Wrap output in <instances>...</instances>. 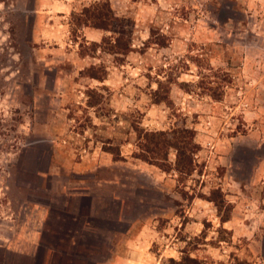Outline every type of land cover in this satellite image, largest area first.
Returning <instances> with one entry per match:
<instances>
[{
    "label": "rangeland",
    "instance_id": "obj_1",
    "mask_svg": "<svg viewBox=\"0 0 264 264\" xmlns=\"http://www.w3.org/2000/svg\"><path fill=\"white\" fill-rule=\"evenodd\" d=\"M184 130L191 172L137 158L140 131ZM92 157L131 264H264V0H0V217L50 160Z\"/></svg>",
    "mask_w": 264,
    "mask_h": 264
},
{
    "label": "crops",
    "instance_id": "obj_2",
    "mask_svg": "<svg viewBox=\"0 0 264 264\" xmlns=\"http://www.w3.org/2000/svg\"><path fill=\"white\" fill-rule=\"evenodd\" d=\"M100 160L52 159L46 174L24 179L34 197L0 217V264L135 263V241L118 242L134 231V216L111 197L104 207Z\"/></svg>",
    "mask_w": 264,
    "mask_h": 264
},
{
    "label": "trees",
    "instance_id": "obj_3",
    "mask_svg": "<svg viewBox=\"0 0 264 264\" xmlns=\"http://www.w3.org/2000/svg\"><path fill=\"white\" fill-rule=\"evenodd\" d=\"M89 13V10H87ZM86 12V13H87ZM89 16V15H88ZM118 21V20H117ZM119 22V21H118ZM87 24L91 27L99 30L108 31L109 25L107 23V15L103 11H95L90 14ZM116 44L113 46L112 51L114 53H122L128 50V40H125V35L118 36L116 39ZM159 99L158 102H161ZM180 133H184L183 136H179L173 139L165 138L164 133H148L140 131L139 138L141 141L144 140V144L140 146L141 152L137 155V158L149 162L150 164H155L163 167L164 169H169V152L174 149L177 152V160L175 165V170L180 173H188L192 170V156L191 153L194 149L189 141L188 131L184 130ZM172 264H198L196 259L187 257L180 262L174 260L170 261Z\"/></svg>",
    "mask_w": 264,
    "mask_h": 264
},
{
    "label": "water",
    "instance_id": "obj_4",
    "mask_svg": "<svg viewBox=\"0 0 264 264\" xmlns=\"http://www.w3.org/2000/svg\"><path fill=\"white\" fill-rule=\"evenodd\" d=\"M247 157V156H246ZM246 159H250V157H248V158H246ZM248 167H249V178H250V176H252V174H253V165L252 164H248Z\"/></svg>",
    "mask_w": 264,
    "mask_h": 264
},
{
    "label": "built area",
    "instance_id": "obj_5",
    "mask_svg": "<svg viewBox=\"0 0 264 264\" xmlns=\"http://www.w3.org/2000/svg\"><path fill=\"white\" fill-rule=\"evenodd\" d=\"M260 183H261L262 189L264 190V174H263V176L261 177V181H260Z\"/></svg>",
    "mask_w": 264,
    "mask_h": 264
}]
</instances>
